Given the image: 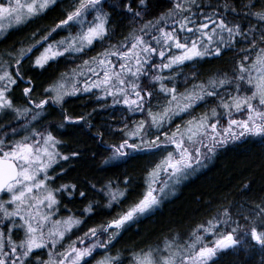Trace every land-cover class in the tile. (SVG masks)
<instances>
[{
  "label": "snow or ice",
  "instance_id": "obj_1",
  "mask_svg": "<svg viewBox=\"0 0 264 264\" xmlns=\"http://www.w3.org/2000/svg\"><path fill=\"white\" fill-rule=\"evenodd\" d=\"M149 3L150 0H112L111 3L66 0L62 6L63 18L46 31L36 29L31 34V44L8 53L11 62L0 56V112L11 114L15 120L25 118L18 127H11L12 121L6 122L8 127L0 125L4 129L0 135V194L7 197L0 198V264H88L98 249L105 251L95 264H124L121 251L115 254L108 251L112 242L129 225L161 206L165 196L174 193L183 178L203 166L206 156L245 136H257L264 142V0H210L209 3L200 0V5L197 0H173L172 7L145 19L149 15ZM57 6H61V0H0V35L46 15ZM193 9L201 22L191 19ZM113 12L131 16L132 21H139V27L117 44L109 41L108 48L82 59L83 67L62 73L59 80L48 84L45 92L53 93L52 102L63 104L69 93L101 88L102 95L114 97L113 103L126 104L133 112H147L149 119L142 115L133 128L124 126L125 138L118 145H111L113 151L104 158L105 164L124 157L131 159L138 152L160 155L145 171L144 190L126 209L106 224L89 228L82 234L83 239L76 237L65 246L62 241L66 233L82 221L73 216L53 218L59 190L50 187L49 171L59 159L67 161L80 153L61 152L51 130L31 127L42 116L49 97L45 94L38 102L32 99L36 85L29 72L45 70L53 58L63 54L84 56L86 48L115 32ZM71 28L76 31H70ZM57 30H69V34L52 40ZM241 44L245 47H240ZM37 46H42V51L32 61L35 67L24 68L22 62ZM229 51L240 54L238 59L234 58L232 75L218 70L207 80H196L191 89L183 92L174 84L169 87L165 83L164 69L172 70L174 78V66L198 58H219ZM154 55L163 58L159 64L152 62ZM152 69L156 71L151 72ZM82 73L88 79L81 88L77 78ZM197 75L192 73L194 78ZM66 76L73 79L69 82ZM142 77L159 83V89L167 94L163 103L158 101L156 107L152 106L153 99L158 100L153 91L155 85L141 84ZM21 84L25 85L24 98L36 104L39 111L16 105L13 92ZM117 94L122 97L119 101L115 99ZM208 98L216 103L197 116L182 120L174 129H166L165 125H171L174 117L190 114L194 106L206 104ZM84 118L64 116L69 121ZM153 128L155 133L151 132ZM21 130L24 135H19ZM168 146L174 147L169 150ZM121 183L131 185L133 181L124 175L123 181H116L115 186L112 181L107 182L109 208L114 202L119 207L121 198L127 199L130 189L121 187ZM69 187L77 186L60 185L61 189ZM240 190L250 192L251 182L245 181ZM84 195L81 191L80 196ZM85 211L93 212V202L85 206ZM105 234L107 241L100 238ZM89 237L93 239L85 245L84 240ZM45 249L46 257L37 254ZM226 251L249 255L258 251V264H264V195L259 199L243 197L238 202L227 201L205 222L197 224L186 238L181 239L179 233L166 236L162 243L131 251L129 260L130 264H215Z\"/></svg>",
  "mask_w": 264,
  "mask_h": 264
},
{
  "label": "trees",
  "instance_id": "obj_2",
  "mask_svg": "<svg viewBox=\"0 0 264 264\" xmlns=\"http://www.w3.org/2000/svg\"><path fill=\"white\" fill-rule=\"evenodd\" d=\"M209 2L210 0H204V3ZM65 4V0H63L61 1V6H57L51 11H48L46 15H41L39 18L31 20L27 24L26 33H24V27L17 32L11 33L9 36L0 37V47L2 48L8 43H12L13 46L18 44H31V34L36 29L39 28L41 32L46 31L58 19L63 18L62 6ZM172 5L173 0H150L148 7L149 15L145 19L158 16L167 8L172 7ZM197 5H200V0H197ZM193 13L191 19L201 22L195 14L196 9H193ZM130 19L131 16L113 12V23L116 25L115 32L113 33L114 41H120L122 37L139 27V21H136V24L130 27ZM176 19H179V17H176ZM66 35L68 34L65 33V30H57L51 36V39L59 40ZM152 35H155V32ZM106 44V39L102 42L99 41L91 51L94 53L100 49L102 51L108 47ZM41 45H43V42H41ZM240 47H245V45L241 44ZM71 55L73 54H67L65 56L68 62L50 65L48 68L51 70L47 72L38 73L36 70L29 72L35 80L37 88L46 82H54V77L58 69L60 71L63 69L62 73H66L83 66L81 65V60L84 59L83 56L77 59L76 55H73V57ZM239 55L236 52L229 51L219 58L206 59L204 62L198 63L199 69L194 71L198 75L194 82L196 80H207L210 75L217 73L218 70H221L220 72H228L229 75H232L235 68V59H238ZM32 57L34 56H28V58ZM162 59L160 57L153 58L152 62L159 64ZM196 61L197 59L194 62ZM60 64L62 65L58 66ZM185 68L186 66L182 67L179 73L185 75ZM155 71V69L151 70V72ZM167 74L173 76L172 70L168 71L166 69L162 71V75L167 76ZM66 77L68 78V76ZM87 79L88 77L84 76L83 82ZM151 83L155 85L153 89L154 95L160 99L161 95L157 91L158 82L151 81ZM190 86L191 83H185L184 88H189ZM17 89L15 88L14 92ZM179 90H182V88L179 87ZM101 93L102 90L97 91L96 94L90 92L88 94L78 95L77 97L76 93H69L65 102L58 105L64 111L63 121L65 123H68L64 119L65 115L85 117L84 120L70 121L71 126H68L62 134L64 144L61 147L65 153H80L79 157H76L71 163L72 166L68 177L66 178L65 176L66 180L75 183L77 189H83L86 192L83 197L80 196V192H76V215H86L84 211L85 206L89 202H93L94 215L83 218L82 221L84 222L78 234L81 239H83L82 234L89 228L100 225L98 222L105 220V217H110V213L106 212L107 206L102 201V197L105 196L98 192L90 191L92 187L107 186L108 181H112L113 183L115 180L123 181L124 175H128L132 178L133 183L131 185L121 183L120 186L129 187L130 190L127 197L137 198L145 188L144 174L150 166V160H156L160 155L159 153L156 155H145L144 153L138 152L134 153L131 159L124 157L117 162H112L114 163L112 168L107 169L104 167V158L111 155L104 147H109L112 144L118 145L121 139L125 138L124 131L116 134L115 137L112 135L113 131L117 128L116 125L121 127L128 125L131 128L135 125V122L140 121L142 115L145 119H149V117L146 115V112L141 113L139 111L135 112V114L129 113L125 115L120 111L121 107H119V103L109 108L107 102L103 104L102 96L104 95ZM13 97L17 106L31 107L30 105L27 106L23 99ZM34 100H40V98H34ZM208 101L212 102V98H209ZM154 102H156L155 99L152 103ZM156 105L154 106L153 104L152 106L156 107ZM51 117L55 119L52 120ZM57 117L58 114L52 112V115L48 118L41 116L38 120L33 121L31 125L44 121L48 124H56L57 121L62 123L60 122L62 119H57ZM176 122L175 120L172 121L174 124H177ZM15 123L20 122L15 120ZM79 123L81 125H78ZM108 125L114 126L111 130H107ZM89 126L91 127L89 128ZM21 131L22 134L20 135H24V131ZM101 132L103 135H98ZM93 154H95L94 159L92 158ZM146 156H149L151 159H148ZM208 156L210 157L208 158ZM208 156L204 158L205 164L208 165L207 168L205 166L200 171L194 172V178L193 175H189L183 181V184L181 182L180 187L178 186L176 188L174 194L164 199L162 205L153 213L142 217L137 223L129 225L127 230L122 231L117 239L113 241L114 244H119V251H121L122 258L127 264H130L129 256L131 251L137 248H142L149 244L155 245L162 243L164 237H171L175 233H179L181 239L186 238L197 224L205 222L210 216L216 213L221 205H226L227 201L238 202L243 197L259 199V197L264 195V142H261L260 137L245 136L240 141L230 142L223 148H218L215 154H209ZM245 181L251 182L252 190L250 192H241L240 190L241 185ZM131 202L120 200L119 207L114 204L113 216L122 209H126L127 205ZM106 223L107 221L102 222V224ZM241 223H244V221L242 220ZM208 238L210 239L211 237ZM101 250H97L93 254L91 258H94V260H91V258L88 259V264H95V261L103 256ZM259 259L260 253L258 251L253 255L244 252L226 251L220 255L219 259L215 261V264H258Z\"/></svg>",
  "mask_w": 264,
  "mask_h": 264
},
{
  "label": "flooded vegetation",
  "instance_id": "obj_3",
  "mask_svg": "<svg viewBox=\"0 0 264 264\" xmlns=\"http://www.w3.org/2000/svg\"><path fill=\"white\" fill-rule=\"evenodd\" d=\"M111 2H112V0H109V3H111ZM91 18L92 17L89 16V19H91ZM23 46H25V45L18 44L16 46L15 45L13 46L12 43H8L4 47H2V48L0 47V49H2V50H0V56L3 57V60L11 62V57L8 55V53L9 52H12V51H18V49L21 48V47H23ZM4 49H6V50L4 51ZM32 55L34 57L28 58V59H26V60H24L22 62L24 68H29L30 66L35 67L34 65H32V61L35 59V57L37 55H35L33 52L30 53V54H28V56H32ZM66 55L67 54H63L62 56L53 58V60H51L49 62V64L50 65H54L56 63H61V62L62 63H65V62H68V60L65 58ZM61 65L62 64H60L58 66H61ZM13 67H15L14 64H13ZM48 67L49 66H46V69L45 70L36 69V72L41 73V72H47V71L51 70ZM197 69H199L198 66L194 68V71H196ZM56 72H57V74L54 77V80L55 81L60 79L59 76L63 72V69L61 71H60V69H58ZM33 81H34V83L36 85V82H35L34 79H33ZM48 84H49V82H46L42 86H40L39 88H37V86H36L35 91L32 94V99H34V98L35 99L36 98H40V99L44 98V96L46 94L45 90L47 89ZM24 86L25 85L21 84L19 86L20 88L19 87H16V89L17 88L18 89L15 92H13V96L23 99L24 102L27 104V106L30 105L34 110L39 111V109H37V107H36V104H33L31 100H27V99L24 98V94L22 92V88ZM102 91H103V89H102ZM48 92H50V91H48ZM91 93H93V92H91ZM96 93H97V91L94 94H96ZM121 98L122 97H121L120 94H117V96L115 97V99H117L118 101ZM113 99H114V97L112 95H110V96H107V95L102 96V102H103V104H105L107 102V105L109 106V108H111L114 105H116L117 103H119V102L113 103ZM8 111L11 112V110H8ZM52 112H56L58 114L57 119H59V118H60V120L62 119V121H60L62 123H59L57 121L56 124H48L47 122L44 121V122H39V123H36L34 125H31V127H35V128H37V129H39L41 131L51 130L53 132V135H55L57 137L58 141H59V143L57 144V147L59 148V146L61 144H64V139H63L62 134L65 132V129L68 126H71V125H70V123H65L63 121L64 111L61 108H59L58 106H55L54 103L51 100H49V104L45 106V111L43 112L42 116L45 117V118H48L50 115H52ZM54 119L55 118H52V120H54ZM13 120L14 119L12 118L11 114L5 115L3 113L2 116H0V125H5V127H8L9 125H7L6 122L7 121H13ZM19 125H21V124L20 123L12 122L10 126L11 127H18ZM78 125H81V123H79ZM113 126L114 125H112V126L111 125H108V129L107 130H111L113 128ZM90 127L91 126H89V128ZM3 131H4V129H0V135H3ZM20 134H22V131H20L19 135ZM105 144H106V142H105ZM104 148H105L106 151H107V149H110L111 151H113V149L111 148V146H109V147L108 146H105ZM75 159L76 158L70 157L67 161H65L63 158H61V159H59L57 161V164L56 165H53V170H50L49 171V177H50V179H49L48 183H49L50 187H52L53 189H58L59 190L56 193L57 196H58V204L56 206H54V208L52 209L53 218L54 219H61V218H63V217H61V213L60 212L56 213V209L59 210V211L63 209L64 202L61 200V198L63 196H65V195H68V192L69 191L72 192V195H68V196H73V195L76 196V192H81V191L84 192V193H86L83 189H80V190L77 189V188L76 189H72L71 187H69L68 189H61L60 188V185L61 184H67V185L75 184L74 182H72L70 180H66L65 177H64L65 172H69L70 171L71 166H72L71 163ZM104 167L107 168V169H109V168H112L113 167V164H110V165L105 164ZM61 168L63 169V171H61ZM97 187H100V186H97ZM97 187H92V189L90 191H92V192H98V191H94ZM98 193L102 195L101 192H98ZM127 195H128V193H127ZM103 196H105V197H102V201H104L105 202V205L107 206V193L105 195H103ZM0 198L6 199L7 197L6 196H3V194H0ZM134 199L135 198L129 197V196L127 197V199L121 198L122 201H133ZM114 204H113V206L111 208H109L107 206V211L106 212L107 213H110V217H105V220H103V221H107L108 222V220L113 216ZM93 211H94V208H93ZM71 213L72 212L69 210V214H71ZM0 215H2V214H0ZM93 215H94V212L86 213V215H80V214L79 215H76V212L74 213V217H80L81 218V221L83 220L84 217H90V216H93ZM142 217H144V216H142ZM103 221H100L98 223L99 224H102ZM83 222L84 221H82L79 225H74L73 228L71 229V231H69L68 233H66L65 239L62 241V244L63 245L66 246L69 243L70 240H75L76 239V235H77V237H79L78 234H79L80 227L82 226V223ZM20 235H22V233L21 234H18L16 238H20ZM100 238L102 240H104V241H107V235L106 234L103 235ZM112 245L113 246L110 249H108V251L111 252L112 254H115V252L120 249V246H119V244H114L113 242H112ZM78 246H80V245L78 244ZM59 250L60 249L57 248V251H59ZM104 251H105L104 249L101 250V254L102 255H104ZM37 254L43 255V256L46 257V254H47L46 253V249L43 252H38ZM91 260H94V258H91ZM123 261H124V264H127V262L124 259H123Z\"/></svg>",
  "mask_w": 264,
  "mask_h": 264
},
{
  "label": "rangeland",
  "instance_id": "obj_4",
  "mask_svg": "<svg viewBox=\"0 0 264 264\" xmlns=\"http://www.w3.org/2000/svg\"><path fill=\"white\" fill-rule=\"evenodd\" d=\"M65 2H66V0H65ZM176 18V17H175ZM136 24V21L134 22V21H132V18L130 19V22H129V26L130 27H132V26H134ZM49 25V24H48ZM170 25V24H169ZM171 26V25H170ZM25 27V31H24V33H26V31H27V23L26 24H21V25H19V26H15V27H13V28H10L5 34H3V35H0V37H2V36H4L5 35V37L6 36H9L11 33H14V32H17L18 30H20V29H23ZM70 31H72V32H75L76 31V29L75 28H71L70 29ZM65 33L66 34H69V30H65ZM67 36V35H66ZM109 41L111 42V44H113V45H115V44H117L118 43V41H114V36H113V34H111L108 38H106V42H107V44L106 45H108V47H109ZM99 41H96V42H94V44L92 45V46H89L88 48H86V54L83 56L84 57V59H87L88 57H89V55L90 56H95L97 53H99V52H101V49L99 50V51H97L96 53H94L93 51H91L92 50V48L94 47V45H96V43H98ZM22 45H25V44H22ZM155 46V45H154ZM107 47V48H108ZM40 51H42V46H37L35 49H34V51H33V53L35 54V55H39V53H40ZM73 55H76V58L78 59L79 57H81V56H79L78 54H73ZM73 55H71L72 57H73ZM33 56V55H32ZM153 58H159L157 55H154L153 56ZM212 57H204V58H198L197 60H198V63H201V62H204L206 59H211ZM113 59H115V57H113ZM195 61V60H194ZM194 61H185L184 62V64L183 65H181V66H179V67H175L174 69H175V72H176V77H174L173 78V76H169L168 74H167V76H165L166 77V79H165V83H168L169 85H170V87H172L173 86V84L175 85V87L177 88V90L179 91V92H183L185 89H191V86L193 85V82H194V80L195 79H197L196 77L194 78L193 76H192V73L194 72V68L196 67V62H194ZM184 66H186V68H185V75H183L182 73H179L181 70H182V67H184ZM83 67V66H82ZM76 69V68H75ZM164 70H166V69H164ZM168 71H170L169 69H168ZM84 76L85 75H83V73L80 75V77L79 78H77L78 79V86H80L81 88L83 87V78H84ZM68 80H69V82L71 81V79H73V77H68L67 78ZM92 79L93 80H95L96 78H95V76H92ZM183 79V81H181ZM140 83L141 84H143V85H149V84H152L151 83V81L149 80V79H147V80H145L143 77L141 78V80H140ZM185 83H191V86L189 87V88H184V86H185ZM179 87L180 88H182V90H179ZM158 90L157 91H159V94L161 95V97H160V99L158 98V100L157 99H155L156 100V102H154V103H152V105L154 104V106L156 105V104H158V101L160 102V103H163L165 100H166V95L167 94H164L160 89H159V83H158V88H157ZM102 89L101 88H90L89 90H87V91H81V92H76V97L78 96V95H84V94H88V93H90V92H93V93H95L96 91H101ZM47 94V96L49 97V98H51V96L53 95V93L50 91V92H48V93H46ZM221 94H223V93H221ZM69 95H66L65 96V100H66V97H68ZM105 96V95H104ZM122 99V98H121ZM209 99V98H208ZM49 100H51V99H49ZM154 100V99H153ZM36 101H39V100H36ZM54 103V105L55 106H58L60 103H55V102H53ZM211 103V104H210ZM216 103V100L215 99H213L212 98V102H207L206 104L205 103H200L198 106H194V108L193 109H191L190 110V114H186V113H180L179 114V116L178 117H174L173 118V120H175V121H177L176 123L177 124H179V123H181L182 122V120L183 121H186V120H188L189 118H190V116H191V114L193 113V111L192 110H194V116H197L199 113H201V112H203V111H205L206 110V108H210V106H212L213 104H215ZM119 105V107H121V112L122 113H124L125 115H128L129 113H132V114H135V112H133V111H131L130 109H129V107H128V105H126V104H123V103H119L118 104ZM157 106V105H156ZM30 108H32V107H30ZM33 109V108H32ZM137 112V111H136ZM146 112V111H145ZM2 114H3V112H0V116H2ZM146 115H147V112H146ZM12 116V115H11ZM12 118H13V116H12ZM14 119V118H13ZM15 120V119H14ZM24 120H25V118H20L19 120H16L17 122H20V124H24ZM68 121V123H70V121L69 120H67ZM71 121H73V122H75V120H71ZM135 126V125H134ZM134 126H132L131 128H133ZM166 126V125H165ZM116 129H115V131H113V134L112 135H114V137L116 136V134H118V133H121V131H124V126L123 127H121V126H117L116 125ZM127 128L128 129H131V128H129L128 127V125H127ZM175 128V124L174 123H172L171 125H169V126H167L166 127V129L167 130H171V129H174ZM153 129H155V128H153ZM147 138V137H146ZM133 139H135V138H133ZM205 143H207V141H205ZM62 144L59 146V149H60V151L61 152H63V153H65L63 150H62ZM169 147V150H171V147H174V146H168ZM108 151V153H112V151L110 150V149H108L107 150ZM106 153V152H105ZM104 153V154H105ZM148 159H151L149 156H146ZM210 156H208V158H209ZM152 161H154V160H150V162H152ZM115 162V161H114ZM117 162V161H116ZM112 164H114V163H112ZM193 167H195V165L193 166ZM203 167H205V161L203 160V166H201V167H199V168H197L196 169V171L198 172V171H200V169H202ZM208 167V165H206V168ZM195 173H192V174H190V175H194ZM68 175H69V172H65V175H64V177L66 176V178L68 177ZM189 177V175L187 176V177H185V178H183L181 181H180V184H181V182H183L184 180H186L187 178ZM161 179H164V177H161ZM115 184H116V180L114 181V183H113V186H115ZM179 184V185H180ZM178 185V186H179ZM177 186V187H178ZM176 187V188H177ZM106 189H107V186H100V187H97L94 191H98V192H101L102 193V195H105L106 193H107V191H106ZM172 192H170V193H168L166 196H167V198H169L172 194H174V193H172ZM166 196H165V198L164 199H167L166 198ZM7 199V198H6ZM61 200L64 202V206H63V209L62 210H57L56 209V213H58V212H60L61 213V217H63V218H65V217H68V216H73L74 217V213L76 212V196H68V195H65V196H63L62 198H61ZM115 203V202H114ZM69 210L72 212L71 214H69ZM86 212V211H85ZM86 213H89V212H86ZM149 215V214H148ZM148 215H146V216H148ZM208 237H211V235L209 234L208 235ZM93 239L92 237H89V239H87V240H84V244L85 245H87L88 243H90V241ZM209 239V238H208ZM212 239V237L209 239V240H211ZM98 250H100V249H98Z\"/></svg>",
  "mask_w": 264,
  "mask_h": 264
},
{
  "label": "bare ground",
  "instance_id": "obj_5",
  "mask_svg": "<svg viewBox=\"0 0 264 264\" xmlns=\"http://www.w3.org/2000/svg\"><path fill=\"white\" fill-rule=\"evenodd\" d=\"M210 27H211V25H210ZM203 170H204V169H203ZM201 171H202V170H201ZM195 172H196V171H195ZM194 177H195V176L193 175V178H194ZM179 184H180V183H179ZM179 184H178V185H179ZM182 184H183V182H182ZM179 187H180V186H179ZM171 194H172V193H171ZM172 195H173V194H172ZM172 195H171V196H172ZM166 198H167V196H166ZM90 240H91V239H90ZM90 242H91V241H90Z\"/></svg>",
  "mask_w": 264,
  "mask_h": 264
}]
</instances>
